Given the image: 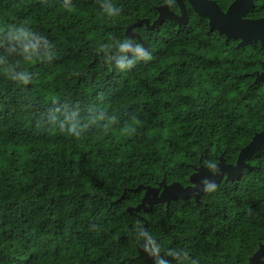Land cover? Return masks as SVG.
Returning <instances> with one entry per match:
<instances>
[{"label":"trees","instance_id":"obj_1","mask_svg":"<svg viewBox=\"0 0 264 264\" xmlns=\"http://www.w3.org/2000/svg\"><path fill=\"white\" fill-rule=\"evenodd\" d=\"M215 1L226 10L233 0ZM103 2L0 0V264H180L185 253L198 264H245L264 242V148L249 160L260 170L199 202L140 211L156 252L137 244L144 222L127 212L144 191L120 198L164 174L187 185L201 156L208 167L221 155L235 163L264 130V81L253 75L264 70V45L236 50L188 8L187 25L135 28L152 58L130 52L134 66L121 72L113 44L141 47L127 27L153 22L163 4L179 10L175 0H112L120 14L107 17ZM247 17H264V0ZM14 23L45 36L53 59H25L3 34ZM9 69L31 82L17 85Z\"/></svg>","mask_w":264,"mask_h":264},{"label":"water","instance_id":"obj_2","mask_svg":"<svg viewBox=\"0 0 264 264\" xmlns=\"http://www.w3.org/2000/svg\"><path fill=\"white\" fill-rule=\"evenodd\" d=\"M179 12L170 9L169 5L163 4L157 7V18L151 22L148 19L137 20L127 27L126 33L129 37L137 38L141 48L147 49V45L142 40L135 28L145 26L148 30H153L162 25L165 21H172L179 26L187 25L190 20L189 7L200 17L208 19L211 31H217L220 36H224L227 41H236V50H245L247 47L260 43L264 45V17L250 18L247 14L254 8L255 0H233L226 10H222L215 0H175ZM189 6V7H188ZM132 47H135L132 45ZM130 53V52H129ZM129 53L127 54L129 57ZM264 68V61L261 63ZM254 83L264 81V70L255 71ZM264 148V130L253 135L250 142L242 147L238 153L235 163H227L224 155L218 158L214 168L202 163V156L198 166L188 177V184L183 185L178 182L168 183L166 174L155 186H138L134 189H125L122 199L128 192L143 190L141 201L133 207H128L130 215H136L144 222L145 231L148 222L140 217V211L149 212L156 205L169 208L172 201L177 199H193L199 202L201 197L208 192L204 190L205 183H214L216 186L226 182L239 180L245 171L260 170L252 165L249 160ZM155 242V241H154ZM160 249L159 243L155 244ZM264 242H259L256 248L248 256L245 264H264Z\"/></svg>","mask_w":264,"mask_h":264},{"label":"clouds","instance_id":"obj_3","mask_svg":"<svg viewBox=\"0 0 264 264\" xmlns=\"http://www.w3.org/2000/svg\"><path fill=\"white\" fill-rule=\"evenodd\" d=\"M100 7L107 17H116L120 14V9L114 3H112V0H105V2L101 3ZM3 34H5L10 41H15L18 46H21L25 59L32 60L33 58H46L48 61L53 59V53L51 49L54 48V45L49 44L45 36L38 35V33L26 23H14L12 25H8ZM132 45H135V47H132ZM104 47L105 45H101V49ZM113 47L116 50V54L115 56H112V60L115 61V67L121 72L129 70L134 66L135 60L128 57L127 54L129 52H134L136 59L139 60L148 61L152 58L150 53L143 50L139 45L135 44V41L132 39L116 41L113 44ZM6 75L9 79L21 87H24L31 82V76L28 72L15 73L12 69H9ZM49 120L57 121V116L53 114L49 117ZM59 123L61 127H64L63 122ZM68 131L74 136L80 135V132L74 123L68 125ZM209 166L214 167V165ZM215 188L216 185L214 183H205V191L212 192L215 191ZM140 239L145 241V245L139 244ZM135 240L145 252L148 251L149 246L152 248L153 252L158 250L157 246L155 245L153 235L147 231L137 229ZM157 264H168V262L159 260L157 261ZM180 264H198V262L195 259L188 260L187 253H185L184 259L181 260Z\"/></svg>","mask_w":264,"mask_h":264},{"label":"flooded vegetation","instance_id":"obj_4","mask_svg":"<svg viewBox=\"0 0 264 264\" xmlns=\"http://www.w3.org/2000/svg\"><path fill=\"white\" fill-rule=\"evenodd\" d=\"M189 7V6H188ZM190 8V7H189Z\"/></svg>","mask_w":264,"mask_h":264}]
</instances>
